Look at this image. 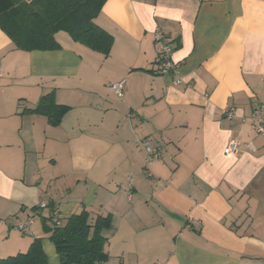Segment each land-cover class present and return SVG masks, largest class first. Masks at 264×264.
Instances as JSON below:
<instances>
[{"label": "crops", "instance_id": "1", "mask_svg": "<svg viewBox=\"0 0 264 264\" xmlns=\"http://www.w3.org/2000/svg\"><path fill=\"white\" fill-rule=\"evenodd\" d=\"M94 22L113 36L107 56L64 31L59 49L19 50L0 29V258L41 238L59 264L42 218L84 209L112 217L101 264H264V136L250 119L264 0H106ZM156 30L177 75L157 71ZM50 91L68 106L55 126L24 111ZM230 138L237 154L223 153ZM144 140L163 150L152 163Z\"/></svg>", "mask_w": 264, "mask_h": 264}, {"label": "trees", "instance_id": "2", "mask_svg": "<svg viewBox=\"0 0 264 264\" xmlns=\"http://www.w3.org/2000/svg\"><path fill=\"white\" fill-rule=\"evenodd\" d=\"M105 1L0 0V29L19 50L59 49L54 35L64 31L73 41L107 56L113 36L94 22ZM67 109L68 106L55 101L50 91L43 94L33 108L24 111L41 113L55 126ZM51 211L42 218V225L49 233L59 264H101L107 260L104 252L107 239L102 230L110 227V214L91 219L83 209L61 217L60 224L55 225ZM0 264H48L41 238H33L25 252L0 258Z\"/></svg>", "mask_w": 264, "mask_h": 264}, {"label": "built area", "instance_id": "3", "mask_svg": "<svg viewBox=\"0 0 264 264\" xmlns=\"http://www.w3.org/2000/svg\"><path fill=\"white\" fill-rule=\"evenodd\" d=\"M155 41L159 44V49L157 52L156 66L157 71L160 74H173L177 75L179 72V66L173 62L171 58L172 48L169 43L165 40L164 35L156 30L154 33ZM181 80L177 77L175 83H180ZM123 80L112 83L108 86L109 90L112 91L117 97H121ZM223 114L227 118L234 117V111L232 108H225ZM250 119L254 122V129L258 135L264 136V101L256 105L251 113ZM240 140L237 138H230L224 149V154H237L240 147ZM145 153H146V162L152 163L153 161L159 159L163 155V150L159 146H152L147 140L143 141ZM40 208L45 207V203L41 202L39 204ZM52 223L55 225L60 224L61 216L56 210L51 211ZM20 230H24V225H19Z\"/></svg>", "mask_w": 264, "mask_h": 264}, {"label": "rangeland", "instance_id": "4", "mask_svg": "<svg viewBox=\"0 0 264 264\" xmlns=\"http://www.w3.org/2000/svg\"><path fill=\"white\" fill-rule=\"evenodd\" d=\"M146 154V153H145Z\"/></svg>", "mask_w": 264, "mask_h": 264}]
</instances>
